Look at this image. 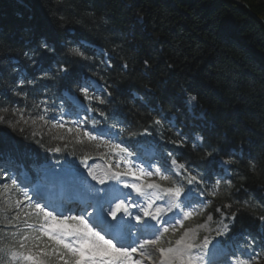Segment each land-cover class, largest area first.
Here are the masks:
<instances>
[{
  "label": "snow or ice",
  "instance_id": "snow-or-ice-1",
  "mask_svg": "<svg viewBox=\"0 0 264 264\" xmlns=\"http://www.w3.org/2000/svg\"><path fill=\"white\" fill-rule=\"evenodd\" d=\"M56 23L63 27L65 21ZM83 48L42 37L24 53L33 66L54 61L38 79L67 82L65 96L48 95L43 85L42 102L25 103L26 83L37 80L19 79L0 90V190H19V205L42 217L41 235L31 247L23 236L10 264H217V252L223 264H264V215L254 218L260 232L237 227L248 201L237 200L246 189L233 183L239 164L264 171V153L225 151L180 128L171 140L153 136L155 127L133 131L119 109L101 110L115 102L110 86L76 74V65L89 60ZM148 137L166 150L145 158L141 138ZM189 142L204 152L199 163L177 151ZM102 146L109 150L100 151ZM112 188L124 195L109 199ZM209 197L219 200L211 211ZM197 219L203 222L190 227ZM176 233L178 240H167Z\"/></svg>",
  "mask_w": 264,
  "mask_h": 264
},
{
  "label": "trees",
  "instance_id": "trees-1",
  "mask_svg": "<svg viewBox=\"0 0 264 264\" xmlns=\"http://www.w3.org/2000/svg\"><path fill=\"white\" fill-rule=\"evenodd\" d=\"M59 17L65 21L63 27L56 23ZM260 19L264 21V4L259 0H0V90L14 87L13 81L19 79L37 80L34 85L26 83L25 103L40 104L43 85L48 86V95L63 96L67 82L38 79L54 61L41 60L33 66L24 53L42 37L57 46L73 40L83 44L89 57L76 65V74L110 86L115 102L101 110L119 109L133 131L155 127L153 136L175 139L176 130L168 121L176 116L178 127L192 138L195 134L225 151L243 148L260 155L264 153V24ZM85 44L101 48L111 67ZM189 96L196 97L202 118H190L184 109ZM155 119L162 124L154 126ZM177 151L196 163L204 155L191 142ZM233 183L244 184L246 192L237 200L248 201L237 227L260 232L254 218L264 215V171L250 172L239 164ZM218 202L213 199L210 211ZM5 218L0 210V256L8 259V250L2 248L13 244V232Z\"/></svg>",
  "mask_w": 264,
  "mask_h": 264
},
{
  "label": "rangeland",
  "instance_id": "rangeland-1",
  "mask_svg": "<svg viewBox=\"0 0 264 264\" xmlns=\"http://www.w3.org/2000/svg\"><path fill=\"white\" fill-rule=\"evenodd\" d=\"M259 1L264 4V0H259ZM239 3L244 4L241 2ZM190 98L191 96L187 97L184 103L185 104L184 109L187 111V114L189 115L190 118L200 119L202 116L198 115L199 111H197V103L196 101L190 102ZM108 150H109L108 148H105L103 152H107ZM18 191L19 190L15 192L5 193L3 190H0V210L2 211L3 215L6 217L5 219H6V223L9 225V230L13 232L12 240L10 239L13 244L9 243V246L6 245V249L2 248L4 252L8 250L9 253L10 251L17 250V248L11 249L14 243L16 242L17 238H22L23 236H27L29 246L31 247V245L34 243L33 237H36L37 235H41L40 233H37V235H33L30 233L32 231H28L29 229H32V227L30 226H35L36 224H39V223L36 222L37 218L30 214V209L27 206L19 205V201H21L23 197L18 194ZM263 198H264V195H263ZM199 221H202V219L194 220L189 226L195 228L196 224ZM174 235L175 234L169 235L167 237V240L171 241L174 238ZM201 235H203V232H201ZM41 243L42 244L47 243V238L42 237ZM8 256H9L8 259L7 257H5L9 261V262L6 261V263L10 264V259L12 255H8ZM5 258L0 256V261L5 262L4 261ZM12 264H15V261H12Z\"/></svg>",
  "mask_w": 264,
  "mask_h": 264
},
{
  "label": "water",
  "instance_id": "water-1",
  "mask_svg": "<svg viewBox=\"0 0 264 264\" xmlns=\"http://www.w3.org/2000/svg\"><path fill=\"white\" fill-rule=\"evenodd\" d=\"M236 3H238L239 5H242V6H245V7H247L248 8V6L247 5H244V4H240L239 2H236ZM262 24H264V21L263 20H259Z\"/></svg>",
  "mask_w": 264,
  "mask_h": 264
},
{
  "label": "bare ground",
  "instance_id": "bare-ground-1",
  "mask_svg": "<svg viewBox=\"0 0 264 264\" xmlns=\"http://www.w3.org/2000/svg\"><path fill=\"white\" fill-rule=\"evenodd\" d=\"M97 164L100 165V164H103V163H101V162H97Z\"/></svg>",
  "mask_w": 264,
  "mask_h": 264
}]
</instances>
